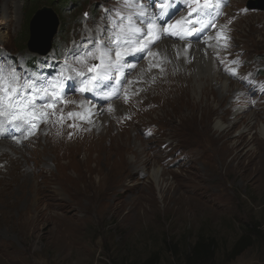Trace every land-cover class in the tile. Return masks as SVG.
Masks as SVG:
<instances>
[{
  "label": "rangeland",
  "instance_id": "rangeland-1",
  "mask_svg": "<svg viewBox=\"0 0 264 264\" xmlns=\"http://www.w3.org/2000/svg\"><path fill=\"white\" fill-rule=\"evenodd\" d=\"M35 1L0 0V76L19 88L57 76H75L69 82L78 83L81 71L94 75L88 68L98 62L85 53L118 31L112 27L113 20L120 23L118 11L126 16L139 10L125 8L121 0ZM163 1L141 0L148 15L134 17L139 26L146 28L151 8ZM169 1L196 7L191 0ZM262 5L264 0H228L223 6L219 21L228 28V45L217 62L219 80L204 78L207 90L192 91L167 57L185 92L164 93L156 81L160 68L150 76L142 69L136 77L130 65L137 59L128 54L122 61L125 77L112 72L116 78L100 103L69 94L66 103L56 102L55 115L48 110L37 133L14 141L15 162L8 160L13 174L0 182V264H141L152 256L154 264H186L199 239L214 245L206 264H264ZM43 6L53 7L60 20L46 55L27 43L32 14ZM82 55L86 63L77 62ZM56 58L62 63L54 74ZM80 99L104 108L96 121L104 122L103 132L111 128L120 153L98 148L92 117ZM113 99L126 111L111 109ZM68 112L82 115L68 118ZM218 120L227 127L221 130ZM0 141L12 143L6 136ZM3 154L0 170L7 160ZM242 236L249 237V246L232 258Z\"/></svg>",
  "mask_w": 264,
  "mask_h": 264
},
{
  "label": "snow or ice",
  "instance_id": "snow-or-ice-1",
  "mask_svg": "<svg viewBox=\"0 0 264 264\" xmlns=\"http://www.w3.org/2000/svg\"><path fill=\"white\" fill-rule=\"evenodd\" d=\"M121 3L125 8H137L138 11H133L131 14L126 16L121 15L118 11L116 13L119 17V25L116 20H113L112 27L118 31L113 32L112 36L108 37L107 40H97L94 49L89 50L85 53L88 58L94 59L98 63H94L88 68V72L94 73L89 78L81 81V86L79 88L80 92H96L99 94L97 89L100 87L102 81H108L112 79V72H121L123 68V58L128 54L129 51H143L149 48V45H157L158 42H162L165 36H180V29L182 21H175L173 23H168L166 26H162L156 23L153 19L151 22L147 23L146 28L139 26L138 22L134 17H145L148 15L147 8L141 2V0H121ZM191 3L196 5V7L191 8V13H199L200 11L209 9L213 7V0H191ZM216 4L222 3V0H215ZM161 9L166 10L168 5L161 3ZM165 11H161L160 15L164 16ZM222 14V12L220 13ZM87 16V13L85 14ZM142 23V21L140 22ZM98 31H100L98 29ZM183 39V36H180ZM227 39V37H225ZM111 46H115L114 55L112 54L113 49ZM94 53H98L95 55ZM151 55V51L148 53ZM78 63H86L85 57L79 56ZM235 63V61H234ZM159 67V65H154ZM67 67H71L68 65ZM134 68L135 65H132ZM3 68L0 66V72ZM66 69L61 70V75H63ZM75 72L76 70L73 69ZM163 71V69H161ZM233 74L234 70H233ZM77 76H83V73L77 72ZM13 79L17 80L19 77L13 75ZM65 80L74 79V77L67 76L64 77ZM0 82H4L5 86L0 88L3 95H0V135L4 133L5 123L15 124L17 122H22L24 124L30 125L31 129L37 127L34 121L47 120L49 117V109L52 110V115H55L56 102L63 101V97L59 95L58 91H53L52 89L62 90L64 87L63 81L60 80V76L52 80H46L45 82L37 85L31 81L24 84L23 88H17L9 85L4 80V77L0 76ZM95 82V83H93ZM91 85V86H90ZM31 89V91H29ZM39 99L44 101L43 103H37V96ZM48 97H53L55 100L46 99ZM66 103V101H64ZM81 113L68 112L67 117L72 118L73 116H81ZM63 120V115L60 116ZM19 126V125H17ZM73 127V125H69Z\"/></svg>",
  "mask_w": 264,
  "mask_h": 264
},
{
  "label": "bare ground",
  "instance_id": "bare-ground-1",
  "mask_svg": "<svg viewBox=\"0 0 264 264\" xmlns=\"http://www.w3.org/2000/svg\"><path fill=\"white\" fill-rule=\"evenodd\" d=\"M220 18L221 17H219V19H218V23H216V25H214V27L210 31H207L205 33V35L203 37H205V36L206 37L204 39H200V37H199L196 40L197 42H194L192 40L191 41H189V40L188 41H186V40L177 41L174 39L172 40L171 38H166V40H162V42H158L157 45H154L153 48L151 49L152 50L151 53H153V54H151V56L148 55V57L146 56L147 57L146 59L142 58L141 60H137L135 64L130 65V66L135 65L134 68L131 67L132 71H136L134 76L137 77L138 75H140L139 73L142 69H145V72L147 73V75L150 76L153 72V69L155 68L154 65H159L160 70L157 72L158 76L156 77V81L159 85H161V88H162L161 90L164 93H170L173 90V88L178 89L179 91L180 90L183 91L184 87L178 86L175 83L176 78L174 77L173 72H175L176 74H178V72L176 70H174L173 68L171 69L170 65L173 64L174 68H177L178 71L182 73V77L184 76V80L189 82L188 85L192 89V91L201 90L202 88L204 90H207L208 88L205 86L206 82L204 81V78L205 77L211 78L212 81L219 80V77L217 75V72H218L217 71V62H218L221 54L223 52H225V47L228 45L226 42L228 39V31H227L228 28L219 21ZM58 29H59V27H58ZM225 37H227V39H225ZM113 53L114 52H112V54ZM155 54L157 55L158 58L153 60L155 57L154 56ZM167 57L172 58V64H170L168 62L169 58H167ZM160 58H164V60H162V61H164L165 63L159 61ZM186 59H190V62L187 63L185 61ZM161 69H163V71H161ZM115 76L119 77V78H120V76L125 77V73L123 71L117 72V74ZM134 76L132 78H135ZM119 78H118V80H119ZM216 82L217 83L221 82L220 85H221L222 89H225L226 87L229 88L228 87L229 85L227 82H222V81H216ZM212 84H213V82H212ZM209 85H210V83H209ZM150 90L152 91L153 89H150ZM228 90H231V89H228ZM183 92H185V91H183ZM85 101L80 99L79 103H80V105L83 106L85 115L89 118L92 117L91 120L90 119H88V120L90 123H92L93 129L95 130V132L92 135H93V138H95V140L97 141V143H99L98 148L102 151H109L110 150L112 152L114 151L116 153L117 152L120 153L121 152L120 147L118 145H116V143L115 144L113 143V141L115 140V136L111 132V128L107 127V131L103 132L101 127H102L104 122L103 121L102 122L96 121V116H98L100 114V112L103 111L104 108L102 109L100 106H98L96 104H92L89 101L88 102H85ZM116 101H117L116 99H113V101L110 102V104L113 105V106H111V109H114L116 111H121V110L126 111L127 108L126 107H124V108L120 107ZM66 102H67V99H66ZM113 115L114 114L107 115V118L111 119L113 117ZM117 116L118 115H115V118ZM17 125L18 124H16L14 126V128L17 129L18 128ZM217 125L221 130H223L224 128L227 127L226 124L222 120H218ZM43 126H45V124H44V122H41L39 125V128H41ZM118 129L120 131L121 127ZM4 133L5 134L0 135V139L1 138L4 139L6 136L10 140H12L11 141L12 143H8L6 141H0V151L4 152V154L7 155V156H5V158L7 159L6 161L8 162L7 163L6 161H3L4 162V165H3L4 168H3V170H0V182H3V183L8 181L9 179H6V178L8 176L11 177L13 174V168H12V170L9 169V167H12L10 165V162L11 163L15 162V160H13V156L11 155V153L14 154V146H16V145H14L16 142L14 143V141L20 140V139L17 140V138H15V137L21 136L19 131L15 132V133H11V134L4 131ZM51 139H53L52 136H51ZM127 139L128 138L122 139L123 140L122 143H124L125 140H127ZM8 156L10 157V159ZM138 163H139V161L134 162L135 165H137ZM13 180H14V178H13Z\"/></svg>",
  "mask_w": 264,
  "mask_h": 264
},
{
  "label": "water",
  "instance_id": "water-1",
  "mask_svg": "<svg viewBox=\"0 0 264 264\" xmlns=\"http://www.w3.org/2000/svg\"><path fill=\"white\" fill-rule=\"evenodd\" d=\"M256 4L257 2L249 3L250 7L258 8ZM260 8H264V5ZM59 24L58 13L52 7L43 6L42 9H38L30 24L29 47L31 50L43 55L48 54L52 50V42Z\"/></svg>",
  "mask_w": 264,
  "mask_h": 264
},
{
  "label": "trees",
  "instance_id": "trees-1",
  "mask_svg": "<svg viewBox=\"0 0 264 264\" xmlns=\"http://www.w3.org/2000/svg\"><path fill=\"white\" fill-rule=\"evenodd\" d=\"M55 1L56 0H50V2H52V4L55 3ZM35 3H38V0L35 1ZM49 7H51V6H49ZM36 11H37V9L33 12L32 15H34V13ZM28 28L30 29V23H29ZM27 38H28V40H30V33L28 34ZM27 43L29 44V41ZM246 242H249L248 236H242L237 241V243L234 245V247L230 253L232 255V258H235L244 252L246 247L249 246V243H248V245H245ZM213 247H214V245L211 242H206L202 239H199L196 242V244L194 245V247L192 248L191 253L187 255L186 264H206V262L210 259V256L213 253V251H212ZM155 257L156 256H152L141 264H154L153 263L154 260L157 259Z\"/></svg>",
  "mask_w": 264,
  "mask_h": 264
}]
</instances>
